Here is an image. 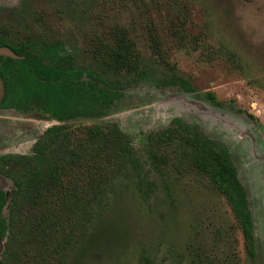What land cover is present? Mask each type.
Here are the masks:
<instances>
[{"label":"rangeland","instance_id":"obj_1","mask_svg":"<svg viewBox=\"0 0 264 264\" xmlns=\"http://www.w3.org/2000/svg\"><path fill=\"white\" fill-rule=\"evenodd\" d=\"M170 1L0 0V30L12 44L62 41L78 63L112 78L107 51L123 37L135 69L143 70L118 75L136 93L107 115L64 121L47 155L60 161L64 145L91 126H117L155 190L143 200L133 185L120 187L108 210L75 229L53 264H142L143 250L155 256L164 246L193 254L194 264H264V0H174L175 8ZM164 79L185 80L191 89ZM12 116L0 118L2 165L32 154L58 124L40 108ZM177 117L228 148L249 199L254 257L225 197L194 169L175 164L173 148L157 141ZM0 189L8 215L15 187L1 170Z\"/></svg>","mask_w":264,"mask_h":264},{"label":"trees","instance_id":"obj_2","mask_svg":"<svg viewBox=\"0 0 264 264\" xmlns=\"http://www.w3.org/2000/svg\"><path fill=\"white\" fill-rule=\"evenodd\" d=\"M169 4L176 6L174 0ZM0 45H12L18 55L1 57L5 94L0 106L19 111L37 107L58 122L35 142L32 154L18 157L13 164L8 159V165H2L0 160L1 172L15 187L8 215L4 212L7 195L0 189V264H53V258L62 254L72 240L75 229L83 220L92 224L108 210L120 187L133 185L143 200L155 190L149 172L134 153L129 135L117 126H91L77 143L64 145L60 161L53 163L47 155L65 129L64 121L107 115L119 100L136 93V88L118 75L124 71L138 75L143 70L135 69L132 44L123 37L107 51L106 63L115 74L112 78L89 64L78 63L74 53L59 40L11 44L1 35ZM162 82L191 89L185 80ZM157 141L173 148L175 164L194 169L206 178L213 191L225 197L246 239L247 252L254 257V220L249 199L228 148L202 133L197 124L180 117L159 133ZM75 216L78 221L73 222ZM195 260L191 253L176 254L164 246L155 256L143 250L140 261L194 264Z\"/></svg>","mask_w":264,"mask_h":264},{"label":"flooded vegetation","instance_id":"obj_3","mask_svg":"<svg viewBox=\"0 0 264 264\" xmlns=\"http://www.w3.org/2000/svg\"><path fill=\"white\" fill-rule=\"evenodd\" d=\"M1 35H3L4 36V34L2 33V31L0 30V36ZM9 41V40H8ZM12 44V43H11ZM3 46H5V47H9L11 50H13V48H12V45H0V47H3ZM14 51V50H13ZM15 52V51H14ZM16 54V53H15ZM1 57H3L4 59H6L7 57H15V58H17L18 57V55L16 54V56H12V55H0V64H1V62H2V60H1ZM4 94H5V81H4V79L2 78V76L0 75V101H1V99L3 98V96H4ZM32 108H37V107H32V106H28V108H26V110H22V111H19V110H17L16 108H14V107H8V108H3V107H1L0 106V118L3 116V117H5V118H7V117H15V116H12V115H14L15 113H28V112H30V109H32ZM42 110V109H41ZM43 111V110H42ZM44 112V111H43ZM45 113V112H44ZM55 121V120H54ZM57 122V121H56Z\"/></svg>","mask_w":264,"mask_h":264},{"label":"water","instance_id":"obj_4","mask_svg":"<svg viewBox=\"0 0 264 264\" xmlns=\"http://www.w3.org/2000/svg\"><path fill=\"white\" fill-rule=\"evenodd\" d=\"M0 55H12L16 56L15 52L11 50L9 47H0Z\"/></svg>","mask_w":264,"mask_h":264}]
</instances>
